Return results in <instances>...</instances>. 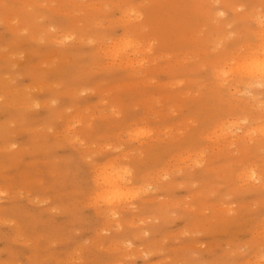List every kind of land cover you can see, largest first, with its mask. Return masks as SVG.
I'll return each instance as SVG.
<instances>
[{
	"label": "rangeland",
	"instance_id": "rangeland-1",
	"mask_svg": "<svg viewBox=\"0 0 264 264\" xmlns=\"http://www.w3.org/2000/svg\"><path fill=\"white\" fill-rule=\"evenodd\" d=\"M259 59L264 0H0V264H264Z\"/></svg>",
	"mask_w": 264,
	"mask_h": 264
},
{
	"label": "bare ground",
	"instance_id": "bare-ground-1",
	"mask_svg": "<svg viewBox=\"0 0 264 264\" xmlns=\"http://www.w3.org/2000/svg\"><path fill=\"white\" fill-rule=\"evenodd\" d=\"M260 61V59H259ZM257 62V61H256ZM104 177H102L105 185H107L108 189L107 190H111V192L113 193H118L119 191H121V188H122V184L120 182H122L121 180L122 177L120 175H118L117 173L115 172H110V173H107L105 175H103ZM102 181V180H101ZM104 186V185H103ZM120 189V190H119ZM119 190V191H118ZM113 207H111L112 209ZM114 209V208H113ZM114 210H111L110 213L114 214L113 213Z\"/></svg>",
	"mask_w": 264,
	"mask_h": 264
},
{
	"label": "snow or ice",
	"instance_id": "snow-or-ice-1",
	"mask_svg": "<svg viewBox=\"0 0 264 264\" xmlns=\"http://www.w3.org/2000/svg\"><path fill=\"white\" fill-rule=\"evenodd\" d=\"M251 70L254 74H258L261 78H264V59L259 62H252Z\"/></svg>",
	"mask_w": 264,
	"mask_h": 264
}]
</instances>
